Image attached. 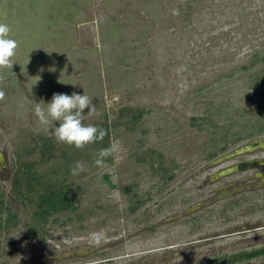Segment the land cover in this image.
I'll return each mask as SVG.
<instances>
[{"label": "rangeland", "instance_id": "374dc122", "mask_svg": "<svg viewBox=\"0 0 264 264\" xmlns=\"http://www.w3.org/2000/svg\"><path fill=\"white\" fill-rule=\"evenodd\" d=\"M0 23L18 43L0 70V264H264L242 256L264 249V149L245 150L264 139V0H0ZM73 92L108 132L83 150L34 113Z\"/></svg>", "mask_w": 264, "mask_h": 264}, {"label": "clouds", "instance_id": "9594fccd", "mask_svg": "<svg viewBox=\"0 0 264 264\" xmlns=\"http://www.w3.org/2000/svg\"><path fill=\"white\" fill-rule=\"evenodd\" d=\"M11 28L5 23H0V70L13 67V57L16 55L18 43L10 38ZM4 79L0 76V81ZM5 93L0 90V100H3ZM45 110L36 104L34 108L35 116L40 125L45 131H49L48 126L53 122H59L58 126L51 129L58 143H63L69 146H74L77 150H83L87 145L102 141L107 130L93 125H85L84 119L85 110L89 115L97 114L96 107L92 98L85 94H77L73 92L71 95L63 93L53 94L51 102L47 103ZM118 148V143H112L108 148H102L96 153L94 164L98 167L105 166V158L112 155ZM86 171L83 162H76L75 167L71 170L72 175H77ZM7 212L3 213V218L7 220ZM255 231L260 233L261 228H256ZM99 236L98 233H93L94 240ZM97 242H99L97 240Z\"/></svg>", "mask_w": 264, "mask_h": 264}, {"label": "trees", "instance_id": "16d2710c", "mask_svg": "<svg viewBox=\"0 0 264 264\" xmlns=\"http://www.w3.org/2000/svg\"><path fill=\"white\" fill-rule=\"evenodd\" d=\"M240 167L242 170L245 169L244 164H242ZM59 194L60 192L59 193L57 192L55 193L56 196L53 194L52 196H49L42 200V203L39 205L40 211L38 213V216L40 218L43 219L50 212H56V211H59L65 208L66 199L64 196L59 195ZM259 255H264V249L259 250V251H253L250 253H244L242 256H243V259H251Z\"/></svg>", "mask_w": 264, "mask_h": 264}, {"label": "flooded vegetation", "instance_id": "af4514ba", "mask_svg": "<svg viewBox=\"0 0 264 264\" xmlns=\"http://www.w3.org/2000/svg\"><path fill=\"white\" fill-rule=\"evenodd\" d=\"M250 149L248 150V152H251V151H254V150H263L264 149V139H260V140H257V141H254L252 143L249 144ZM255 162L254 161H251V162H248V163H245V169H248V168H253L255 165ZM256 164H264V161H258L256 162ZM237 170V168H236ZM255 178H259L258 176H256Z\"/></svg>", "mask_w": 264, "mask_h": 264}, {"label": "water", "instance_id": "95a60500", "mask_svg": "<svg viewBox=\"0 0 264 264\" xmlns=\"http://www.w3.org/2000/svg\"><path fill=\"white\" fill-rule=\"evenodd\" d=\"M249 149H250V147L246 148L245 150H249ZM240 152H242V151H240Z\"/></svg>", "mask_w": 264, "mask_h": 264}]
</instances>
